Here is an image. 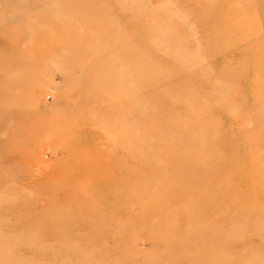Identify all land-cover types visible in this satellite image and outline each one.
<instances>
[{
    "label": "rangeland",
    "instance_id": "rangeland-1",
    "mask_svg": "<svg viewBox=\"0 0 264 264\" xmlns=\"http://www.w3.org/2000/svg\"><path fill=\"white\" fill-rule=\"evenodd\" d=\"M0 264H264V0H0Z\"/></svg>",
    "mask_w": 264,
    "mask_h": 264
},
{
    "label": "bare ground",
    "instance_id": "bare-ground-1",
    "mask_svg": "<svg viewBox=\"0 0 264 264\" xmlns=\"http://www.w3.org/2000/svg\"><path fill=\"white\" fill-rule=\"evenodd\" d=\"M43 37V39H44V42L46 43L47 41H49V37H48V35H46L45 36V38H44V36H43V34H42V36H41V38ZM47 38V39H46ZM40 40V42L42 43V41H41V39H39ZM40 42H38L39 44H41ZM43 45V44H42Z\"/></svg>",
    "mask_w": 264,
    "mask_h": 264
}]
</instances>
